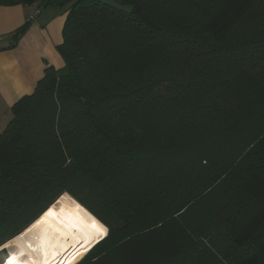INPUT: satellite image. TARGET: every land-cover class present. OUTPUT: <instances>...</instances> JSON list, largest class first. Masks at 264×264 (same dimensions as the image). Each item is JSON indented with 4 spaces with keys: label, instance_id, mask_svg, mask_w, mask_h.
<instances>
[{
    "label": "trees",
    "instance_id": "1",
    "mask_svg": "<svg viewBox=\"0 0 264 264\" xmlns=\"http://www.w3.org/2000/svg\"><path fill=\"white\" fill-rule=\"evenodd\" d=\"M116 1L0 0L66 12L0 134V248L68 194L109 228L80 264H264V0Z\"/></svg>",
    "mask_w": 264,
    "mask_h": 264
},
{
    "label": "crops",
    "instance_id": "2",
    "mask_svg": "<svg viewBox=\"0 0 264 264\" xmlns=\"http://www.w3.org/2000/svg\"><path fill=\"white\" fill-rule=\"evenodd\" d=\"M65 20V9L55 6H0V134L13 117L14 105L34 93L46 69L64 68L58 46ZM27 23L29 28L12 44L13 35Z\"/></svg>",
    "mask_w": 264,
    "mask_h": 264
},
{
    "label": "bare ground",
    "instance_id": "3",
    "mask_svg": "<svg viewBox=\"0 0 264 264\" xmlns=\"http://www.w3.org/2000/svg\"><path fill=\"white\" fill-rule=\"evenodd\" d=\"M106 237L107 227L65 194L22 234L0 248L8 251L2 264H76Z\"/></svg>",
    "mask_w": 264,
    "mask_h": 264
},
{
    "label": "rangeland",
    "instance_id": "4",
    "mask_svg": "<svg viewBox=\"0 0 264 264\" xmlns=\"http://www.w3.org/2000/svg\"><path fill=\"white\" fill-rule=\"evenodd\" d=\"M100 1H102V2H104V3H107V4H110V5H113V6H120L118 3H117V1L116 0H100ZM57 8H60V7H57ZM124 9H126V10H130V8H128V7H125ZM60 54V53H59ZM63 59V58H62ZM75 200V199H74ZM76 201V200H75ZM81 205V204H80ZM82 206V205H81ZM86 209V208H85ZM87 210V209H86ZM88 211V210H87ZM91 213V212H90ZM92 214V213H91ZM93 215V214H92ZM95 217V216H94ZM99 220V219H98ZM100 221V220H99ZM101 222V221H100ZM102 223V222H101ZM103 224V223H102ZM104 225V224H103ZM104 226H106V225H104ZM107 227V226H106ZM108 234H109V228L107 227V237H108ZM106 237V238H107ZM100 243V242H99ZM3 251V252H2ZM90 251H91V249H90ZM89 251V252H90ZM0 252H1V255H0V264L1 263H3L4 262V260L7 258V256H8V251L7 250H0ZM89 252L87 253V254H85V255H83L82 257H80V259L76 262V264H80L82 261H83V259L89 254Z\"/></svg>",
    "mask_w": 264,
    "mask_h": 264
},
{
    "label": "water",
    "instance_id": "5",
    "mask_svg": "<svg viewBox=\"0 0 264 264\" xmlns=\"http://www.w3.org/2000/svg\"><path fill=\"white\" fill-rule=\"evenodd\" d=\"M47 4H45L43 7H41L42 10H44L46 8ZM17 38V35L13 36L11 38V43L13 44V41Z\"/></svg>",
    "mask_w": 264,
    "mask_h": 264
},
{
    "label": "built area",
    "instance_id": "6",
    "mask_svg": "<svg viewBox=\"0 0 264 264\" xmlns=\"http://www.w3.org/2000/svg\"><path fill=\"white\" fill-rule=\"evenodd\" d=\"M1 41H2V38L0 37V43H1Z\"/></svg>",
    "mask_w": 264,
    "mask_h": 264
},
{
    "label": "snow or ice",
    "instance_id": "7",
    "mask_svg": "<svg viewBox=\"0 0 264 264\" xmlns=\"http://www.w3.org/2000/svg\"><path fill=\"white\" fill-rule=\"evenodd\" d=\"M96 225L95 224H93V227H95Z\"/></svg>",
    "mask_w": 264,
    "mask_h": 264
}]
</instances>
